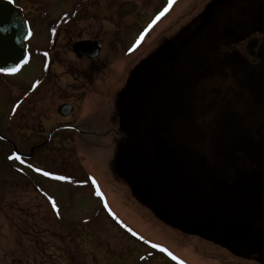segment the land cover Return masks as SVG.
Wrapping results in <instances>:
<instances>
[{
	"label": "rangeland",
	"instance_id": "1",
	"mask_svg": "<svg viewBox=\"0 0 264 264\" xmlns=\"http://www.w3.org/2000/svg\"><path fill=\"white\" fill-rule=\"evenodd\" d=\"M13 1L21 4L32 33L27 41L30 60L17 74L0 78V133L10 140H0V264H175L167 253L176 256L178 264H264V254L229 251L164 224L142 202L146 198H138L118 175L115 165L117 103L130 73L164 43L182 41L214 0ZM242 1L224 6L236 9ZM251 2L245 0L244 6ZM238 17L223 27V34L205 29L202 40L180 49L168 71L183 78L168 80L158 70L160 63L140 64L139 70L147 72L141 103L156 96L157 78L161 89L165 86L164 102L176 115L180 104L183 107L178 94L188 89L190 103L203 99L208 109L209 101L218 102L222 78L203 68L232 38L227 27L250 19L246 8ZM93 39L103 49L96 63L73 55L71 44ZM51 60L49 81L42 89L38 79ZM91 70L94 73L89 74ZM86 71L85 78L79 75ZM186 74L192 77L190 86L183 83ZM172 82L183 85L178 84L176 92ZM32 86L33 93L15 114V100ZM69 100L74 106L72 119L81 123L87 135L75 133L74 140L56 135L29 161H16L13 144L28 153L58 124V103ZM195 111L194 120L189 116L186 121L195 124L207 119L203 109Z\"/></svg>",
	"mask_w": 264,
	"mask_h": 264
},
{
	"label": "flooded vegetation",
	"instance_id": "2",
	"mask_svg": "<svg viewBox=\"0 0 264 264\" xmlns=\"http://www.w3.org/2000/svg\"><path fill=\"white\" fill-rule=\"evenodd\" d=\"M14 4L22 11V17L30 27L21 4ZM246 11L250 19L227 27L230 30L228 34L232 37L228 38L229 43L223 42L226 45L222 47V53L217 54L208 67L204 65L203 69H208L212 75L219 73L222 78L217 88L218 102L209 101L208 109L203 99L194 102L196 106L188 102V89L183 91V95L182 92L178 94L182 98L183 107L180 104L181 111L176 115L166 105L167 101L164 102L165 95L162 96L161 91L164 92L165 86L161 89L160 78L156 79V96H150L147 103H141V87L144 89L146 86L144 75L147 72L137 70L131 74L124 87L127 94L118 103L115 165L118 175L126 182H131L137 192L146 198L147 201L142 202L152 208L156 218L175 231L190 233L229 251L259 252L262 255L264 175L255 171L246 158V153L249 146L264 135V0H260L257 6H247ZM227 24L229 23L219 26L205 24L200 35L207 27L217 31L216 34H223V27ZM192 34L193 31L185 44H194ZM49 46L52 47V44ZM100 48L101 53L102 43ZM171 50L176 51V59L180 54V47ZM81 58L91 63L96 60ZM169 61L162 62H168L166 65L158 63L159 72L168 75V80L172 76L179 79V72L172 75L168 71L171 64ZM52 64V60L45 64L40 76L41 88L48 84ZM88 72L79 75L85 78ZM188 72L193 74V70ZM15 73L16 71L0 72V78L5 80L4 78ZM90 73H94L93 70ZM184 80L183 83L189 86L192 84L191 76L186 74ZM27 84L22 83L23 86ZM178 84L183 85L172 82L174 91L180 87ZM32 93L28 87L15 100L18 106L15 114L20 109L22 100ZM229 95H233V98ZM61 104L73 105L70 100L59 102L56 111ZM194 109H203L202 116L207 114V119L195 124H191V118L190 123L186 121L189 116H193L194 120ZM73 110L74 106L67 116L58 114V124L51 126L40 142L31 145L28 153L20 152L16 144H13L12 150L19 151L29 159L36 150L44 149L51 143L56 135H67L70 139L75 133L87 135V131L79 126L81 123L77 124L76 119H72ZM173 114L176 117L174 123L171 119ZM179 115L183 117L180 118ZM161 138L169 146L167 151L159 142ZM0 139L10 141L1 133Z\"/></svg>",
	"mask_w": 264,
	"mask_h": 264
},
{
	"label": "water",
	"instance_id": "3",
	"mask_svg": "<svg viewBox=\"0 0 264 264\" xmlns=\"http://www.w3.org/2000/svg\"><path fill=\"white\" fill-rule=\"evenodd\" d=\"M258 1L260 2V0ZM227 5H229V1L226 6ZM253 5L257 6L259 5V3L254 4V2L252 1L251 6ZM226 6H223V9ZM242 9L243 8L241 6L238 10L232 8V10H235L238 13V15H236V20L234 21V23L239 20L240 17H238L237 19V16L240 15ZM21 16V12L16 7H14L13 3L10 0H0V71H11L12 69H16L19 65L24 64L28 57L26 41L29 38L28 36H30V30L27 27V24L24 21L23 17ZM221 23L233 22L224 21L212 24H216L219 26V24L221 25ZM202 25L203 24L200 23V27L199 25L197 27L202 28ZM192 31L194 34V36L192 34L193 39L195 37L198 38V36L200 35V29H198V31L196 32H194V29ZM192 31H190V33ZM190 33L188 34L190 35ZM184 41L186 42V40ZM196 41H193V43L195 44ZM185 42L181 43L180 41L178 43L180 49L184 48V46L186 45ZM72 45V51L77 55V57L85 56L88 58H94L99 54L100 51V44L97 41H77ZM178 53H180V51H178ZM71 110L72 107L68 104H62L58 107V112L61 115H68ZM154 138L156 139V133L154 134ZM159 142L162 148L165 149V151L169 149L167 142H165L163 138H161ZM246 158L254 166L255 171L264 175V135L260 137L258 141L252 143L249 146L246 153ZM165 190L166 188L163 191L165 192Z\"/></svg>",
	"mask_w": 264,
	"mask_h": 264
},
{
	"label": "trees",
	"instance_id": "4",
	"mask_svg": "<svg viewBox=\"0 0 264 264\" xmlns=\"http://www.w3.org/2000/svg\"><path fill=\"white\" fill-rule=\"evenodd\" d=\"M228 1L230 3L232 0H214V1L210 2L209 5H207V7H205V9L199 15V17H198L199 23L203 24L204 26L203 25L202 26L205 27V24L216 23V22H219L221 20H222V22L227 21V20H229L230 22H234L236 20V15H238V13L234 10H229L226 8L223 9V7H222L225 4H227ZM252 1L254 2V4L260 3L258 0H252ZM248 2H246V3H248ZM244 5H245V0H243L241 2V4L239 5L243 8V11H244V7H245ZM237 8H238V6H237ZM199 27H200V24H199ZM198 29L201 30L203 28H197L196 30H194V32L198 31ZM189 36H190L189 34H185L182 38L181 43H184L185 42L184 40H187V38ZM193 36H194V34H193ZM196 39H197V41H199L200 39L202 40V35H199L198 38H196ZM196 39L194 41H196ZM173 48H174L173 41H168L165 44H163L158 50H156L152 55H150L145 60H143L141 62V64L142 63L148 64V66L151 67V65H154L153 63H155V64L162 63V62H165L166 60H170L169 62H173L175 60V57H174L175 50H171ZM166 63H168V62H166ZM166 63H162V64H166ZM139 66H140V64L138 66H136L133 74L135 73V71L139 70ZM126 94H127L126 90H123L120 93L119 98H118V103L120 102V100H122L123 97H125Z\"/></svg>",
	"mask_w": 264,
	"mask_h": 264
},
{
	"label": "snow or ice",
	"instance_id": "5",
	"mask_svg": "<svg viewBox=\"0 0 264 264\" xmlns=\"http://www.w3.org/2000/svg\"><path fill=\"white\" fill-rule=\"evenodd\" d=\"M171 3H172V0H169V4ZM165 11H167V9H165ZM160 15H163V13H160ZM157 19H159V17H157ZM11 71H15V69H12ZM16 159H19V157H16ZM45 175H48V173H45ZM58 179H63V177H58Z\"/></svg>",
	"mask_w": 264,
	"mask_h": 264
}]
</instances>
